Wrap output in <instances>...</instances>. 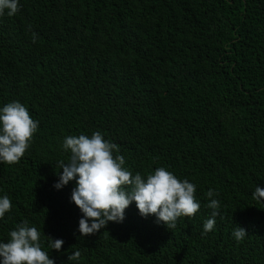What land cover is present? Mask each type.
Masks as SVG:
<instances>
[{"label":"trees","instance_id":"16d2710c","mask_svg":"<svg viewBox=\"0 0 264 264\" xmlns=\"http://www.w3.org/2000/svg\"><path fill=\"white\" fill-rule=\"evenodd\" d=\"M0 264H264V0H0Z\"/></svg>","mask_w":264,"mask_h":264}]
</instances>
